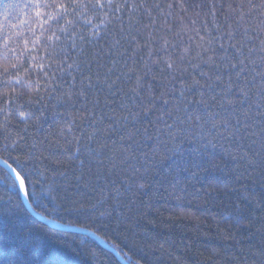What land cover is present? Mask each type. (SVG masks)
I'll return each mask as SVG.
<instances>
[{
  "label": "trees",
  "instance_id": "1",
  "mask_svg": "<svg viewBox=\"0 0 264 264\" xmlns=\"http://www.w3.org/2000/svg\"><path fill=\"white\" fill-rule=\"evenodd\" d=\"M4 2L22 0H0V4ZM21 19L27 17L20 14L11 21L19 24L18 30L4 29L18 54L24 48V39L32 36L31 23L20 24ZM125 26V35L137 36L136 42L121 40L111 51V40L95 47L85 46L78 61L80 68L73 71L76 79L64 75L57 81L61 84L58 91L30 106L39 116L38 123L28 132L10 127L13 138L16 131L26 138V142H21L24 154L16 153L25 166H14L27 177L29 207L42 219L94 235L126 264H264V256L259 255L264 251V169L257 155H264V140L259 135H249L237 143L217 137L215 147L205 148L202 145L206 141L197 143L188 133L179 152H168L163 143L169 139L166 123L176 124L178 119L167 112L172 111L177 118L183 116V112L174 111L178 100L183 101L182 108L196 109L198 105L188 101L198 100L200 90L185 88L182 97L181 87L191 83L193 76L201 82L205 78L187 64L186 72L177 71L174 76L156 72L153 79L149 73L144 77L141 94L131 92L137 71L144 72L147 49L134 51L136 43H143L145 33L129 32L127 17ZM214 47L220 54L219 42ZM29 59L30 54L25 52L22 60ZM256 59L259 64V55ZM201 68L208 70L204 64ZM87 77H91L90 87ZM4 91L7 89L0 83V92ZM149 97L154 98L149 105L153 110L144 116L141 107L149 103ZM257 103L264 104V98L253 88V104ZM257 111L253 107V115ZM135 112L141 115L133 120L130 113ZM88 113L91 115L83 121L73 122L80 143L71 147L72 151L76 147L80 151L69 159L68 153L54 144L55 132L74 114ZM123 116L129 119L124 120ZM262 119L256 116L257 132L264 126ZM5 143L4 133H0V159L9 156L3 151ZM33 143L38 144L34 159L25 155ZM245 151L256 161L255 171L246 160L239 159ZM50 153L60 157L61 163L41 159V154ZM193 159L199 167L192 166ZM185 161L189 162L188 170ZM133 166L141 172L147 170V187L143 190L128 191L122 187ZM8 176L0 167V264H119L94 239L35 220L24 206L19 183ZM242 185L252 194L253 203L238 202L245 209L243 223L249 227L237 230L234 224L239 193L226 189L234 186L243 191ZM177 194L182 199L178 200ZM102 211L110 215L101 216ZM233 232L235 236L231 235Z\"/></svg>",
  "mask_w": 264,
  "mask_h": 264
},
{
  "label": "snow or ice",
  "instance_id": "2",
  "mask_svg": "<svg viewBox=\"0 0 264 264\" xmlns=\"http://www.w3.org/2000/svg\"><path fill=\"white\" fill-rule=\"evenodd\" d=\"M20 14L27 17L21 19L20 24L31 23L32 36L24 39V48L18 54L16 47L12 46V37L4 34V29L7 27L9 30H18L19 24L11 21ZM0 17L3 20L0 23V46L3 49L0 52V83L7 89L0 92V133H4L6 141L3 151L9 153L8 157L0 159V164L19 182L20 192L25 197L28 196L27 177L17 167L22 169L25 165L21 155L16 153L19 151L24 154L21 142H26V138L22 132H28L39 121V116L30 106L39 103L45 95L51 96L58 91L61 84L57 81H61L64 75L76 79L73 71L80 68L78 61H81L85 46L95 47L102 41L111 40V51L121 44V40L136 42L137 36L130 38L125 35V17L129 32L139 34L143 30L145 33L143 43H136L134 51L147 49L143 56L144 72L140 74L137 71L131 92L141 94L144 77L149 73H152L153 79H156V72L174 76L177 71L186 72L187 64H191L194 70L198 69L199 76L205 78L201 82L193 76L191 83L181 87L182 97L185 95V88L189 91L200 90L198 100L188 101L197 104L196 109L182 108L183 101L178 100L174 111L183 112V116L177 118L172 111L167 112L174 120L178 119L176 124L166 123L169 139L163 143L168 152H179L180 143L187 139L188 133L197 143L206 141L202 145L205 148L208 145L215 147L217 137L230 142L236 140L237 143L249 135H259L264 140V126L260 127L259 132L254 130L256 116L264 118V104H253V88L264 98V0H22L20 3L0 4ZM137 25H142V28L135 27ZM217 42L220 54H217L214 47ZM25 52L30 54L27 61L22 60ZM201 64L207 65L208 70L201 68ZM111 71L112 68H108V72ZM87 79L90 87L91 77ZM80 94H83V89ZM152 99L154 98L149 97V103L141 107L144 116L153 110L149 106ZM253 107L258 110L255 115ZM90 115L91 113L86 116L74 114L70 121H65L55 132L54 144L62 147L69 159L80 151L79 147L75 151L71 147L80 143L73 122L76 119L83 121ZM130 115L135 120L141 113ZM122 118L128 120L129 116ZM261 124L264 125V119ZM10 127L22 132L16 131L13 138ZM134 135L133 133L132 136ZM91 138L89 135V139ZM37 147L38 144L33 143L25 155L34 159ZM261 147L264 149V144ZM257 155L260 156L261 168L264 169V155ZM236 158L233 156V159ZM41 159L54 164L61 163L60 157L51 153L41 154ZM239 159L246 160L248 167L255 171L256 161L249 158L248 152H242ZM184 163L185 170H188L189 162ZM191 164L193 167L200 166L195 159ZM261 177L264 179V170ZM7 178L11 179V176ZM15 186L14 182L13 187ZM122 187L128 191L145 189L147 170L141 172L133 166L122 181ZM242 187L243 191L234 186L226 189L227 192L239 193L236 197L234 224L237 230L249 227L243 223L246 219L243 215L245 209L238 202L253 203V196L247 191V186ZM179 191L182 192L183 189ZM116 194H121L119 188L116 189ZM177 199L182 197L177 194ZM104 215L110 213L102 211L101 216ZM261 219L264 220V217ZM231 235L235 236V233ZM259 255L264 256V251H260Z\"/></svg>",
  "mask_w": 264,
  "mask_h": 264
},
{
  "label": "water",
  "instance_id": "3",
  "mask_svg": "<svg viewBox=\"0 0 264 264\" xmlns=\"http://www.w3.org/2000/svg\"><path fill=\"white\" fill-rule=\"evenodd\" d=\"M0 167H2L4 170V165L3 164H0ZM5 172L11 176L14 180H15V177L11 174V173H8L6 170ZM16 182V181H15ZM16 183H19V182H16ZM22 198H23V203H24V206L25 208L27 209L28 213L35 219L37 220L39 223L45 225V226H48V227H57V228H61L62 230L66 231L67 233H70V234H76V235H82V236H85V237H89V238H92L94 239L96 242H98V244L105 250L107 251L108 253H110L111 255H113L116 260L119 262V264H126L121 258L120 256L115 252L113 251L111 248H109L104 242H102L100 239H98L97 237H95L94 235L90 234V233H84V232H81V231H78L76 229H72V228H66V227H63V226H60L58 224H55V223H52L50 221H47L45 219H42L40 217H38L36 214L33 213V211L31 210V208L29 207V204H28V200H27V197H25V195L22 193Z\"/></svg>",
  "mask_w": 264,
  "mask_h": 264
}]
</instances>
